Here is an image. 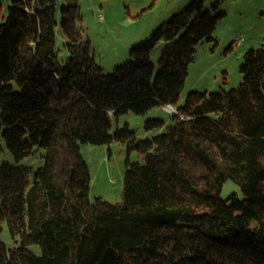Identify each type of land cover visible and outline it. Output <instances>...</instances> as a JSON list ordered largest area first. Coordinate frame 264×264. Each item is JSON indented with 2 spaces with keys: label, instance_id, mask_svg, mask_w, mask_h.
<instances>
[{
  "label": "trees",
  "instance_id": "16d2710c",
  "mask_svg": "<svg viewBox=\"0 0 264 264\" xmlns=\"http://www.w3.org/2000/svg\"><path fill=\"white\" fill-rule=\"evenodd\" d=\"M78 1L9 0L0 23L5 145L17 161L44 149L36 170L0 166V230L6 221L17 242L8 248L0 238V264H264V41L243 56L237 87L191 90L177 107L197 45L216 40L219 5L192 0L106 74L79 27ZM159 105L177 109L162 134L138 141L128 124L111 131L113 115ZM114 140L144 161L127 159L121 202L91 199L80 143ZM228 179L243 197L221 196Z\"/></svg>",
  "mask_w": 264,
  "mask_h": 264
},
{
  "label": "rangeland",
  "instance_id": "374dc122",
  "mask_svg": "<svg viewBox=\"0 0 264 264\" xmlns=\"http://www.w3.org/2000/svg\"><path fill=\"white\" fill-rule=\"evenodd\" d=\"M59 6L62 0H57ZM79 27L91 40L93 56L103 71L113 72L118 66L131 59V49L145 43L157 29L170 18L184 10L192 0H79ZM219 5L213 14L224 11L226 14L213 31L216 40H205L197 45L194 60L189 64L188 75L181 91L177 107L185 103L191 90L222 91L237 87L243 79L240 65L244 55L252 47L264 41V0H206V9L212 4ZM9 0H0V23L8 13ZM166 37L154 47L151 61L158 65L164 46L178 38ZM56 48L61 63L67 62L69 51L65 45L61 25L57 27ZM1 116V108H0ZM160 118L166 123L163 127L148 129L149 119ZM171 113L163 105L153 107L148 112L136 114L133 111L112 116L111 131L129 128L135 132L138 141L152 138L166 131L172 123ZM3 130H0V166L4 163L36 170L43 165L44 149L36 147L33 153L17 161L5 145ZM81 153L91 172V199L102 197L116 203L123 199L124 176L127 159L130 162H143L144 155L136 150L129 151L128 144L120 141L109 144L80 143ZM243 197L240 186L228 179L222 188L224 199L232 194ZM0 230V238L8 248L17 242L6 221ZM30 250L42 253L39 244L29 245Z\"/></svg>",
  "mask_w": 264,
  "mask_h": 264
},
{
  "label": "built area",
  "instance_id": "2783aa9c",
  "mask_svg": "<svg viewBox=\"0 0 264 264\" xmlns=\"http://www.w3.org/2000/svg\"><path fill=\"white\" fill-rule=\"evenodd\" d=\"M167 108V110L172 114L173 112H176L177 109L175 107H173V105H167L165 106Z\"/></svg>",
  "mask_w": 264,
  "mask_h": 264
}]
</instances>
